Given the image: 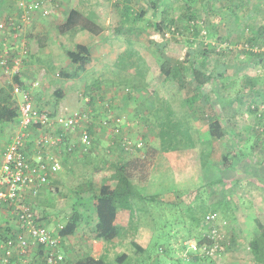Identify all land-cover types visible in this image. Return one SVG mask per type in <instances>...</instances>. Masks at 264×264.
I'll return each instance as SVG.
<instances>
[{
	"label": "rangeland",
	"instance_id": "obj_1",
	"mask_svg": "<svg viewBox=\"0 0 264 264\" xmlns=\"http://www.w3.org/2000/svg\"><path fill=\"white\" fill-rule=\"evenodd\" d=\"M149 1L129 0L133 13L145 10V14L135 22H126L121 10L126 0H55V6H47V14H41L32 26L11 38V43L16 46L25 43L28 50L23 74L25 80H39L32 93L36 106L52 114H87L92 137V147L88 150L79 148L76 137H64L59 153L60 169L52 179H59L58 184L49 185L38 195L32 205L35 215L51 232L58 234L77 197L98 192V183L88 185L94 170L101 168V173L108 176L113 164L121 160L128 165L138 188L145 195H158L159 202L141 203L145 210L138 213L132 237L120 234L110 242L103 241L102 251L108 262L120 264L114 257L127 253L129 264H148L147 256L137 251L140 247L145 251L151 249L148 257L151 264H184L176 260L182 255L185 243L197 241L208 232L201 224L195 225L192 217L200 218L201 223L202 217L194 203L197 194L200 197L196 196V201L204 202V206L228 197L232 202L231 216L228 218L221 210L216 214V238L223 249L210 259L193 256L189 264H255L248 241L257 233L254 218L264 222V35L253 45L255 56L251 59L256 66H247L249 55L244 50L248 47L243 46L246 38L264 24V0H194L191 10L201 32L193 40L189 37V41L197 49V66L205 62L209 69L220 53L228 64L225 77L212 85V98L198 100L197 113L186 108V91L178 86V81L160 72V63L173 57L160 54L149 42L156 32L152 26L157 17L154 14L180 19L184 0H158L156 9ZM14 5L13 0H0V12L11 13L16 10ZM71 8L94 12L102 31L98 35L85 30L59 33L57 25ZM177 36L179 43L172 51L180 53L188 45V34ZM206 42L213 47L208 49ZM77 43L87 45L90 50L83 65L73 63L67 55V51L75 50ZM252 75L255 77H245ZM0 82L5 84L2 78ZM242 89L248 94L244 98L237 94ZM169 106L174 117L189 121L191 126L195 145L184 152L164 151L159 145L157 116L166 115ZM216 116H220L226 129L221 139L212 137L208 130V123ZM107 118L123 128L132 144L142 138V149L122 150L119 146L122 133L116 136L107 126H102ZM13 124L18 125V118ZM11 128L9 122H0V148L15 130ZM238 151L241 166H237L234 154ZM226 152L232 154L231 162L225 164L222 154ZM200 154L206 159L205 165ZM236 166L258 184L231 181ZM216 170L229 181L211 184ZM89 208L78 206L82 220L77 230L71 241L61 238L60 247L67 264H74L92 249L90 228L94 215L92 206ZM159 242L168 243L172 249L170 255L155 252ZM127 263L126 260L122 264Z\"/></svg>",
	"mask_w": 264,
	"mask_h": 264
},
{
	"label": "trees",
	"instance_id": "obj_2",
	"mask_svg": "<svg viewBox=\"0 0 264 264\" xmlns=\"http://www.w3.org/2000/svg\"><path fill=\"white\" fill-rule=\"evenodd\" d=\"M126 1L127 3H125L121 8L124 21L135 22L136 20L141 18L143 14H145V10H141L140 13H133L132 6L128 4L129 0ZM157 1L158 0H150V6L156 9ZM193 3L194 0H184L185 8L183 10V13L181 14L180 19H172L168 18L167 16H159L160 13L156 12L154 16L157 17L152 21V26L154 27L156 32L155 34L150 36L149 42L155 46V49L160 54L161 52H164V54L171 55L173 57V60H163L160 63V72L165 77H170L178 81V86L182 89H185L186 91V95L184 97V104L186 105V108L192 112L197 113L199 107L198 100L200 101L204 98L205 101H209L212 98L210 96L213 88L212 85L217 79H222L225 77L228 64L226 59L224 58V54L220 53L209 69L205 66V62H201L200 66H197V49L194 43H190L189 41V37H192L193 40L194 38L198 37L199 33L201 32L200 25L196 22L195 15L191 10ZM179 20H182V22L185 21V23L180 24L178 22ZM57 30L61 34H64L66 32H73L76 30H85L94 35H98L102 31V26L98 24L97 15L94 12L83 13L79 9L71 8L67 12L64 20L57 25ZM166 32H169L170 35L166 36ZM183 33L188 34V39H186L188 45L184 46L181 49L180 53H175L172 51V49L175 44L178 45L179 43L180 38H178L177 35H182ZM210 35L211 33L208 32V36ZM262 35H264V24L256 30L253 36H249L246 38L247 43L243 47H248L244 50L249 55V58L246 62L247 66H256V62L251 59V57L255 56V54L252 52L253 45L255 40ZM206 47L208 49H211L213 45H211L210 42H206ZM89 54V48L81 43H77L75 45V50L67 51L69 59L77 65H83L87 61ZM258 54L261 55V53ZM245 77L254 78L255 76L252 75ZM2 78L4 79L5 84H2L0 86V122L10 123L18 118V104L12 94V88L9 85L8 80L4 76H2ZM14 80L19 84L22 83L19 76H15ZM237 94L240 98H244L246 95H248L245 89L238 91ZM219 117L216 116V119H213L208 123V130L209 134L212 137L221 139L224 137L226 129L222 126L221 118ZM157 121V136L159 138V145L162 150L184 152L185 150H188V148L194 147L195 142L191 134V126L189 121L181 119L179 117H174V112L170 106L166 108V115L164 114L163 116H157ZM258 127L259 126H257V128ZM120 131L123 132V129L121 128ZM233 133L234 132H232L231 137L234 136ZM120 134L114 133V135L116 136ZM121 137L119 138V146H121L122 150L127 152V150H125L123 145L121 144ZM5 144L3 145V148ZM142 146L135 147L134 149L136 151H140L142 149ZM231 154L232 153L229 152L222 154L223 163L226 164L228 161L231 162ZM234 154L236 155V159H238L237 161L239 165L237 163V166H241V161L239 160L240 152H234ZM199 158L202 159L203 165H205L206 159L204 158V155L200 154ZM127 166L128 165L125 162L118 160L113 164V170L108 176H105L101 173V168H96L94 170L95 173H93L91 180H89L88 182V185L91 187L93 186V183H98V192L95 195H88L87 197L83 196V198L77 197V200L72 206V212L70 216L58 231L60 238H65L66 236L72 235L77 230L79 222L80 220H82L81 212H79L78 210L79 205H82V207L86 210L89 208V206H92V215H94L95 222L92 224V227L90 229L93 239H100L105 242H110L120 234H126L131 237L133 236V234H135L138 223V213L145 210V207L142 206L141 203H157L159 202V197L156 194L145 195L138 188V185H136L132 180ZM237 166L235 167V175L231 177V181H250L256 182V184H258L255 178L251 177L250 174L242 172L240 167ZM217 172L218 170H216V176L211 178V184H219L229 181L225 177L218 175ZM199 190L200 189H198V191ZM210 192L212 193V190H210L209 193ZM196 196H200L197 194L195 195L194 203L202 219L200 223V218L192 216L196 221L195 225L201 224V226L209 229L210 222L208 221L211 220L210 218H207V216H212L214 218L213 225L215 224V226H217L218 224L216 223V214L220 210L225 215L227 214L228 216H226L230 218L231 215L229 214V211L231 210L232 202L228 197L220 200L218 199L215 202H211V204L204 206V202L196 201ZM82 200H84L85 204L82 203ZM187 208L191 210L189 206ZM254 222L257 228V233L248 241V248L250 254L252 255L253 262L255 264H264V222L259 217H255ZM227 235L230 236L231 234L227 233ZM195 242L198 246H200V243L208 242V240L203 237L199 238ZM158 244L159 245H157V249L155 250V252L158 251L163 252V255H170L172 249L170 248L168 243L159 242ZM184 248L182 249V252L184 251ZM149 250L151 249L149 248L145 251L143 248L137 247V251H141L142 253H144L147 256V263L151 264L148 261V257H150ZM193 256H199L204 259H210L211 257L191 253L187 257H183L182 255L177 256L178 258L176 262L189 264V262L193 261L190 260ZM114 258L115 262L120 264L124 263L126 260L128 261L127 264L131 262L127 253L118 254ZM32 259H34L33 263L43 264L42 251L40 250V248L37 252H35ZM179 259L182 261H180ZM67 263L68 259H66V255L63 254V258L60 260V264ZM74 264L111 263L107 261L105 253V255L102 254L98 257H93L88 254L85 256H80L78 259H76Z\"/></svg>",
	"mask_w": 264,
	"mask_h": 264
},
{
	"label": "built area",
	"instance_id": "obj_3",
	"mask_svg": "<svg viewBox=\"0 0 264 264\" xmlns=\"http://www.w3.org/2000/svg\"><path fill=\"white\" fill-rule=\"evenodd\" d=\"M13 1L16 10L0 19V33L4 40L0 42V75L7 78L12 94L17 98L19 128L5 144L0 164V209L10 223V226L0 225V264H12L14 259L23 264H36L32 258L39 248L43 264H59L63 258L61 238L35 215L32 205L60 169L59 153L64 137H76L81 150L92 147V137L88 131L87 114H52L40 109L31 93L39 86V80L20 78L21 84L14 80L15 76L24 73L28 50L25 43L17 46L11 43V38L19 36L32 25L37 14H47V6L56 3L55 0ZM169 35L166 32V36ZM102 126L114 133H122L120 141L125 150L142 146V138L132 144L114 119H104ZM207 218L211 220L208 221L210 228L203 237L208 242L200 243V246L195 241L186 242L183 257L189 253L212 257L223 249L216 238L214 218Z\"/></svg>",
	"mask_w": 264,
	"mask_h": 264
},
{
	"label": "crops",
	"instance_id": "obj_4",
	"mask_svg": "<svg viewBox=\"0 0 264 264\" xmlns=\"http://www.w3.org/2000/svg\"><path fill=\"white\" fill-rule=\"evenodd\" d=\"M5 2H6V0H5ZM2 10V9H1ZM0 10V11H1ZM6 14H8V12H7V10H3V12H0V18H2V17H4ZM37 17H40V14H37L36 16H35V18H37ZM34 22V21H33ZM33 22H32V24H33ZM32 26V25H31ZM30 26V27H31ZM4 40L2 39V35H1V33H0V42H3ZM1 44V43H0ZM85 45V44H84ZM87 46V45H86ZM88 47V46H87ZM0 78H2V76L0 75ZM20 78H22L23 80H25V76H24V74L23 75H21L20 76ZM3 79V78H2ZM7 79V78H6ZM29 80H31V79H29ZM29 80H27V81H29ZM2 84H1V82H0V86H1ZM35 89H37V88H34L32 91H31V93H33L34 91H35ZM14 96V95H13ZM14 98L17 100V98H16V96H14ZM110 110V109H109ZM10 125H12V128H11V130H13V129H15L13 132H12V134L13 133H15L17 130H18V126H19V124L18 125H14L13 124V121L12 122H10ZM10 130V131H11ZM8 141V140H7ZM6 143V142H5ZM91 148V147H90ZM89 148V149H90ZM2 150H3V146H2V148H0V155L2 156ZM55 176H52V178H50V182L49 183H51V184H49L48 183V185H46L44 188H43V190L45 189V188H47L49 185H57L58 183V181H59V179H57V178H55L54 180H52L53 178H54ZM3 214H4V212H3V210L2 209H0V225H5V226H10V223H8V220H7V218H5L4 216H3ZM92 219H93V223L95 222V218H94V216H92ZM72 235H69V236H66L65 238H63L64 239V241H66V240H70L71 241V239H72ZM92 241H93V244H92V249L90 250V251H88L87 250V253L85 254H83L84 256L85 255H91V256H93V257H98V256H100V255H102V254H104L105 255V253H104V251H102V247H103V241L102 240H100V239H97V240H95V239H92ZM64 243V242H63ZM99 246V247H98ZM62 250V249H61ZM95 250L97 251V254H95ZM12 264H23L21 261H19V260H17V259H14L13 260V262H12ZM60 264V263H59Z\"/></svg>",
	"mask_w": 264,
	"mask_h": 264
}]
</instances>
